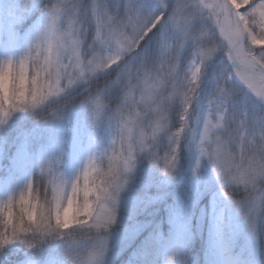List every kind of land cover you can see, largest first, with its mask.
Returning a JSON list of instances; mask_svg holds the SVG:
<instances>
[{
  "label": "snow or ice",
  "instance_id": "1",
  "mask_svg": "<svg viewBox=\"0 0 264 264\" xmlns=\"http://www.w3.org/2000/svg\"><path fill=\"white\" fill-rule=\"evenodd\" d=\"M156 3L145 11L138 0H53L30 51L18 63L0 62V125L14 112L35 109L78 82L87 84L98 74L114 76L106 91L118 90L120 103L108 118L119 121L122 149L108 157L107 171L90 157L70 185L51 168L45 170L43 200L29 183L18 198L0 203V248L17 241L33 247L29 237L38 242L55 235L69 250V264H87L89 250L102 246L105 251V244L87 239L85 230L115 220L107 204L109 188L124 186L126 180H117L132 170L134 149L145 152L161 134L168 140L165 175H172L179 149L189 147L207 156L222 184L260 193L251 196L249 213L264 199V0ZM218 55L223 59L213 70V91L201 100L205 71ZM53 69L54 80L49 79ZM41 77L47 94L34 87L28 96V82L35 86ZM237 97L248 105L243 110ZM104 108L102 93L91 98L94 122ZM173 113L179 119L176 132H171ZM147 152L158 159L151 148ZM233 203L240 206V201Z\"/></svg>",
  "mask_w": 264,
  "mask_h": 264
},
{
  "label": "rangeland",
  "instance_id": "2",
  "mask_svg": "<svg viewBox=\"0 0 264 264\" xmlns=\"http://www.w3.org/2000/svg\"><path fill=\"white\" fill-rule=\"evenodd\" d=\"M38 1L0 0V62L18 63L35 44L34 40L43 29L41 20L33 23L30 34L20 48H15L5 42L1 37V32L14 25L24 24L25 15H33L36 12ZM138 3L145 11H151L157 7L156 0H138ZM222 59L223 57L219 55L214 57L212 64L206 69L200 89L201 100H206L212 93L213 70ZM76 84L66 88L65 91L74 88ZM236 101L237 107L241 110L248 106L247 103L240 102V97H237ZM109 109L107 111L108 109L104 108L95 122L89 106L77 110L73 127L67 131L60 126L58 133L51 137L49 149L41 153L34 163L28 161L22 153L15 155L11 160L12 172L5 176L13 178L6 185H0V203H7L10 199L18 198L29 184L28 174L36 164L41 167L42 174L46 178L45 170L51 168L69 185L82 172L90 157L95 156L98 163L107 171L108 157L113 156L114 152L122 151L119 121H112L108 118L117 108ZM20 112L23 111L14 112L6 123L0 125V131L6 127L13 115ZM171 121L173 124L171 132L178 131L179 119L176 113L172 114ZM114 140L115 145L113 146ZM149 148L157 153V160L150 158L147 152ZM208 151L206 146L205 152ZM167 154L168 140L165 134H161L153 147L146 145L145 152H141L139 147L134 149V166L130 172L124 174L126 183L117 196L115 223L106 233L102 264H109L124 246L133 243L149 229L152 219L158 213L154 207L160 203L167 213L168 225L174 232V240L164 249L167 256L164 264H171L169 257L184 250L179 243L178 235L180 232L190 230L194 225V218L198 232L205 235L204 258L209 263L221 258L223 252L221 247L224 244L238 252L249 251L257 256L261 241L260 231L264 233V199L260 201L254 214L248 212V202L251 196L258 198L260 193H249L243 187L222 184L217 179L213 165L208 161L207 156L200 157L197 151L189 147L182 146L179 149L175 169L171 176H167L163 173ZM168 159L171 160V157L168 156ZM197 160H199L198 168ZM157 163L159 167L156 166ZM92 178L96 179V183L99 184V179L95 174ZM82 183L83 179H81ZM261 186L264 187V182H261ZM220 187L230 189L234 195H228L222 189H218ZM213 188L215 191L209 197L207 208H198L193 218L191 215L193 207H196L202 190ZM233 201H240V206L237 207ZM80 202L82 203V198ZM88 231L92 232L86 236L87 239L95 240V229ZM68 251L62 240L44 256L29 254L22 264H69Z\"/></svg>",
  "mask_w": 264,
  "mask_h": 264
},
{
  "label": "trees",
  "instance_id": "3",
  "mask_svg": "<svg viewBox=\"0 0 264 264\" xmlns=\"http://www.w3.org/2000/svg\"><path fill=\"white\" fill-rule=\"evenodd\" d=\"M53 0H39L36 12L25 15V23L14 25L3 30L2 39L15 48L22 47L25 39L30 34L33 23L41 20L44 26L47 10L52 6ZM43 30V29H42ZM34 40L36 42L37 38ZM113 77H106L103 74L95 77L89 83H78L71 89L66 90L62 95L50 99L42 106L32 111L16 113L0 131V185H6L13 177H5L12 172L11 160L15 155L22 153L28 161L35 162L36 158L49 149L52 135L57 134L60 126L67 131L73 127L77 110L84 106H89L91 98L98 93H102L105 109L109 111L111 107L117 108L120 103V93L118 90L106 91L108 84ZM106 112V111H105ZM179 126V125H178ZM27 181L35 184L40 190V197L43 200V186L47 178L42 174V169L37 164L32 167L28 174ZM222 189L228 195L234 193L228 188ZM212 190L204 189L200 194L196 207H193V218L197 214L198 208L208 206L209 197ZM158 210L157 215L152 219L149 229L143 232L133 243L124 246L119 254L109 264H164L166 249L172 240L174 232L167 222V213L163 205L154 207ZM153 209V210H154ZM20 211L19 207L13 209L14 215ZM264 215V214H263ZM194 218V225L187 232H180L178 240L183 247V251L169 257L171 264H264V233L260 231V248L258 255L251 252H238L236 249L223 245L222 256L216 262H208L204 258L205 235L198 232ZM92 231L85 230L84 236H88ZM81 234H77V239ZM33 239V247L19 241L11 245L0 248V264H22L31 253L44 256L48 251L60 243L63 239L56 237H46L36 242Z\"/></svg>",
  "mask_w": 264,
  "mask_h": 264
},
{
  "label": "clouds",
  "instance_id": "4",
  "mask_svg": "<svg viewBox=\"0 0 264 264\" xmlns=\"http://www.w3.org/2000/svg\"><path fill=\"white\" fill-rule=\"evenodd\" d=\"M35 67L37 69L40 68L39 62H37ZM43 71H47V68H44ZM54 72H55V70L53 69V74L49 76V79H52V80L55 79ZM34 87L37 90H44L45 94H47V83L43 77H41L39 80H37L35 86L33 85V83L31 81L28 82V85H27V89H28L27 95L28 96H31ZM23 89H24V85L21 84L20 91H23ZM35 109L25 108L24 111H32ZM124 174L125 173L120 174V178H119V180H117V183H120L121 181L125 180ZM89 179L91 180V177ZM124 186H125V184H124ZM124 186L122 188H120L119 190H117L115 187H110L108 190L111 199L107 200V204H108V207L111 209L112 215L115 217V220H116L117 196L120 193V191L124 188ZM82 201H83V198H82ZM70 212H71V207L64 209L65 215L69 214ZM115 220L113 222L109 223L106 227H100L98 230H95L96 231V240L101 241L103 243L106 241V233L110 230L111 226L115 223ZM103 256H104V250H103L102 246H97V247L91 248L87 254V257H86L87 264H102Z\"/></svg>",
  "mask_w": 264,
  "mask_h": 264
}]
</instances>
